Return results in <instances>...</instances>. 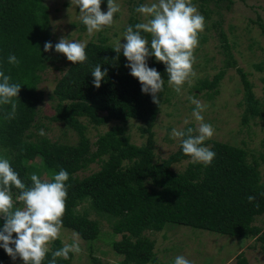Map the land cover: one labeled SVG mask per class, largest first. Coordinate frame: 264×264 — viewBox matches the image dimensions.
<instances>
[{"label":"trees","instance_id":"obj_1","mask_svg":"<svg viewBox=\"0 0 264 264\" xmlns=\"http://www.w3.org/2000/svg\"><path fill=\"white\" fill-rule=\"evenodd\" d=\"M199 1L202 13L208 17L210 11L206 4L211 0ZM49 21L48 8L42 0H0V71L10 75L12 83L21 84V91L14 98L15 117L6 119L11 105H0V157L10 161L27 186L31 185L33 173L42 179H50L61 168L69 173L62 228L78 234L85 242L90 264H100L92 253L94 243L102 239L100 220L109 224L112 235H121L119 241L108 242L113 253L121 257L117 264H159L155 242L145 233L161 232L166 226L254 238L264 249V229L254 225V220L264 215V178L258 162L248 161L245 149L205 141L204 146L216 153L210 165L194 163L180 145L167 158L155 160L153 128L160 107L167 102L168 74L165 65L151 57L148 66L156 68L164 79L159 106L152 103L149 94L142 93L138 79L125 67L128 61L122 52L116 60L114 47L105 40L88 42L87 60L77 64L69 62L64 70L68 74L62 71L56 81L52 91L54 113L47 118L74 132L76 143L51 142L44 136L32 140L31 129L40 126L35 121L38 106L43 102L38 91L41 74L57 60L51 57V51H43L45 42L52 43ZM136 23V19L130 20V25ZM256 24L264 34V24L259 18ZM142 34L149 38L148 34ZM219 36L223 48L229 51L225 34L220 31ZM10 55H15L20 63H8ZM227 55L224 67L232 68L235 63ZM97 64L102 71L107 69V76L98 89L91 75ZM236 71L244 91L242 124L257 119L264 127V108L257 101L246 73L239 68ZM223 76L224 70H221L211 81H202L197 89L216 94ZM82 120L95 127L111 121L118 124L91 143ZM129 121L141 124L139 133L145 142L140 146L132 143L127 134ZM38 158L41 165L34 161ZM187 160L190 161L182 172L172 169L173 165ZM95 162L101 163L99 170L83 178L77 176ZM11 191L13 199H17L20 190L13 187ZM249 196L255 200L249 202ZM82 203L88 204L98 220L91 219L88 211L77 210ZM19 205L22 202L17 199L14 206ZM3 224L4 219L0 217V229ZM61 247V241L54 240L42 264H49L52 253ZM10 258L0 248V264ZM238 263L246 264L242 254L238 256ZM56 264H73L72 253L67 260L56 258Z\"/></svg>","mask_w":264,"mask_h":264},{"label":"rangeland","instance_id":"obj_2","mask_svg":"<svg viewBox=\"0 0 264 264\" xmlns=\"http://www.w3.org/2000/svg\"><path fill=\"white\" fill-rule=\"evenodd\" d=\"M42 1L48 8L53 45L58 43L61 37H65L69 40L86 42V44L103 39L106 44L113 47L119 40L121 43L126 42L123 40V33L130 25L131 19H136L138 23L144 22V17L137 13L135 8L141 4L155 2V0H116L121 10L115 14L113 24L89 36L86 26L80 20L79 8L71 4V0ZM192 3L205 17V28L199 34V45L194 51L196 62L193 69L196 75L190 77L191 84L185 82L180 94H177L167 82V102L160 107L153 128L155 160L159 162L178 149L179 138L174 139L170 135L173 128L180 130L190 125L193 128L197 127L198 122L192 116L195 105L188 99L192 96L207 106L202 112L204 122L211 124L215 129L214 135L206 141H217L245 149L248 161L251 162L254 159L258 162L261 176L264 178V127L257 119L249 120L245 125L242 124L244 91L236 71L239 68L246 73L257 101L264 108V34L256 24L258 18L264 24V0H211L206 4V8L210 11L208 17L202 13L199 0H192ZM101 10L107 11V0H102ZM220 31L227 38L229 51L222 46ZM227 54L231 55L235 63L232 68L224 67L225 60L228 59ZM51 57L57 60H53L41 74V81L38 84V91L42 93L43 102L38 106L35 121L37 125L40 123V126L31 129L34 134L32 140H38L44 136L51 142L73 145L77 141L76 134L63 125L47 119L54 113L55 103L52 98L54 85L70 62L63 54L56 53L54 48L51 50ZM151 58L156 61L154 56ZM221 70H224V76L216 88V94L207 89H197L202 81H211L213 76ZM82 122L87 126L86 134L91 143H94L97 137L108 131L110 127L118 124L111 121L95 127L84 120ZM126 126L131 142L138 146L142 145L145 137L139 133L141 124L137 121H129ZM41 130L45 133L44 135H40ZM34 161L41 165L39 158ZM189 161L177 163L172 166V169L182 172ZM100 167V162L92 163L86 170L78 172L77 176L86 177ZM13 200L17 201V199ZM77 210L88 211L91 219L98 220L88 208L87 203H82ZM99 223L102 239L94 243L93 256L100 264H117L121 261V257L113 253L108 242L119 241L121 235H112L111 228L105 220H100ZM254 225L264 229V215L257 217ZM75 235L68 229L61 228L57 239L62 245L72 244ZM145 235L155 242L154 251L159 264H174L175 257L179 255L185 256L192 261V264H239V254H242L246 264H264V249L261 247L262 244L254 238H234L183 226H166L161 232H146ZM79 240L81 252L72 253V263L90 264L87 246L83 240L80 238ZM52 242L49 243L48 248ZM1 264H23V261L19 257L15 261L10 258Z\"/></svg>","mask_w":264,"mask_h":264},{"label":"clouds","instance_id":"obj_3","mask_svg":"<svg viewBox=\"0 0 264 264\" xmlns=\"http://www.w3.org/2000/svg\"><path fill=\"white\" fill-rule=\"evenodd\" d=\"M71 4L79 8L80 20L89 36L105 26H111L115 14L121 10L116 0H107L106 12L101 10L102 0H71ZM135 11L144 17V22L126 27L123 33L126 42L117 41L113 49L117 54L115 59L118 60L122 52L128 61L125 67L130 68V75L138 79L142 93L149 94L152 103L159 106L164 79L156 68L148 66V58L154 56L157 62L165 65L168 84L180 94L185 82L191 84L190 77L196 75L193 69L196 62L194 51L199 45V34L205 28V17L199 13L192 0H155L150 4L139 5ZM142 33L148 34L150 39ZM86 46V42L61 37L55 45L45 42L43 51L49 52L54 48L56 53L63 54L68 61L77 64L87 60ZM8 63L18 65L20 62L15 55H10ZM67 74L64 71V75ZM91 75L94 77L93 85L98 89L107 76V69L102 71L101 65L97 64ZM20 91L21 84L12 83L11 76L0 71V105H11V113L6 119L15 117L17 103L14 98L18 97ZM188 99L195 105L192 116L198 125L196 128L180 130L173 128L170 135L174 139L179 138L183 153L190 156L194 163L207 166L216 153L204 144L214 135L215 129L204 122L202 112L207 106L192 96ZM44 134L41 130L40 135ZM30 180L31 185L27 186L10 161L0 157V217L4 219L0 229V248L13 261L19 257L23 264H42L49 251V243L59 237L63 226L69 173L61 168L50 179H42L33 173ZM13 187L20 190L17 199L22 202V207L14 206ZM247 199L253 202L255 197L249 196ZM73 239L72 244H64L52 253L49 264H56V258L67 260L70 253L81 252L78 234ZM174 264H192V261L179 255L175 257Z\"/></svg>","mask_w":264,"mask_h":264}]
</instances>
